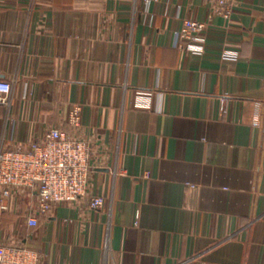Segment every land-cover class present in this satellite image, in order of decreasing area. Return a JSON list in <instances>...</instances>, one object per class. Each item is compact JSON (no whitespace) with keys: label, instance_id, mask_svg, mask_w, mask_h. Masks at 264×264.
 <instances>
[{"label":"crops","instance_id":"obj_1","mask_svg":"<svg viewBox=\"0 0 264 264\" xmlns=\"http://www.w3.org/2000/svg\"><path fill=\"white\" fill-rule=\"evenodd\" d=\"M186 19L204 55L175 46ZM2 81L4 149L66 129L92 168L87 196L45 215L13 191L0 243L39 264H264V0L229 20L209 0H0Z\"/></svg>","mask_w":264,"mask_h":264},{"label":"built area","instance_id":"obj_2","mask_svg":"<svg viewBox=\"0 0 264 264\" xmlns=\"http://www.w3.org/2000/svg\"><path fill=\"white\" fill-rule=\"evenodd\" d=\"M151 0H145L148 6ZM214 12L229 20L234 0H209ZM205 23L184 20L175 36V46L183 52L201 56L206 53ZM222 59H237L234 51L224 49ZM11 84L0 82V102L6 103ZM145 95L140 93L139 100ZM144 105V103H140ZM80 106H73L67 126L76 129L80 124ZM90 147L87 142L69 135L66 129L52 128L40 141L27 149H4L0 141V209H6L3 201L15 190L28 191L36 198L35 211L47 214L57 203H72L87 196L91 170ZM104 200L91 196L88 206L100 209ZM134 225H137L136 215ZM29 225H37L35 217L28 218ZM0 264H39V255L31 250L0 243Z\"/></svg>","mask_w":264,"mask_h":264}]
</instances>
